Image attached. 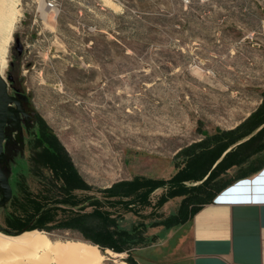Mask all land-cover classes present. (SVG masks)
I'll return each instance as SVG.
<instances>
[{
	"label": "rangeland",
	"instance_id": "obj_1",
	"mask_svg": "<svg viewBox=\"0 0 264 264\" xmlns=\"http://www.w3.org/2000/svg\"><path fill=\"white\" fill-rule=\"evenodd\" d=\"M8 1L15 22L1 76L9 92H23L58 136L98 208L125 226H149L152 243L133 251L140 264L178 259L187 229L150 225L175 213L183 197L161 206L164 186L149 201L125 206L129 197L107 198L104 191L136 177H172L183 148L203 133L235 128L258 109L264 0ZM26 138L23 132L15 139L24 161ZM11 210L10 203L0 208V231L13 235ZM40 231L52 240L93 244L77 231ZM108 250H101L100 264H131L128 252L116 257Z\"/></svg>",
	"mask_w": 264,
	"mask_h": 264
},
{
	"label": "trees",
	"instance_id": "obj_2",
	"mask_svg": "<svg viewBox=\"0 0 264 264\" xmlns=\"http://www.w3.org/2000/svg\"><path fill=\"white\" fill-rule=\"evenodd\" d=\"M261 98L258 109L235 128H216L183 148L177 155V170L172 177H136L122 181L106 189V197H129L123 205L130 206L143 197L149 201L153 191L168 186L161 206L170 198L181 196L180 207L150 226L169 230L190 222L197 211L214 202L232 183L264 168V92ZM35 114L39 126L29 138V156L14 168L8 226L16 233L54 228L77 231L102 251L128 252L126 261L140 264L133 251L152 243L145 236L149 226L143 221L125 226L98 208L100 202L90 194L92 186L80 173L69 151L46 121ZM187 182L197 184L187 186ZM78 190L88 194L80 197ZM95 218L100 222L94 223Z\"/></svg>",
	"mask_w": 264,
	"mask_h": 264
},
{
	"label": "crops",
	"instance_id": "obj_3",
	"mask_svg": "<svg viewBox=\"0 0 264 264\" xmlns=\"http://www.w3.org/2000/svg\"><path fill=\"white\" fill-rule=\"evenodd\" d=\"M182 227L179 258L160 264H264V168L232 183Z\"/></svg>",
	"mask_w": 264,
	"mask_h": 264
},
{
	"label": "bare ground",
	"instance_id": "obj_4",
	"mask_svg": "<svg viewBox=\"0 0 264 264\" xmlns=\"http://www.w3.org/2000/svg\"><path fill=\"white\" fill-rule=\"evenodd\" d=\"M8 0H0V75L8 63V45L14 26ZM113 256H121L108 250ZM105 255L97 245L75 240H52L43 231H25L19 235L0 231V264H100Z\"/></svg>",
	"mask_w": 264,
	"mask_h": 264
},
{
	"label": "water",
	"instance_id": "obj_5",
	"mask_svg": "<svg viewBox=\"0 0 264 264\" xmlns=\"http://www.w3.org/2000/svg\"><path fill=\"white\" fill-rule=\"evenodd\" d=\"M9 79L11 80V78ZM12 103H16L17 107H11ZM21 114L28 120L29 115L21 108L20 100L9 92L8 83L0 75V207L6 206L11 201L14 194L11 182L14 174V167L8 168L6 165H3V162L9 161V157L15 159L23 155L22 149L17 147V141L11 139L13 135H11L12 137L6 136L5 126L11 120H13L14 123L19 122ZM12 128L13 130L19 129L17 138H20L23 133L20 127L14 124ZM7 138L6 148H4V143ZM15 163H17V160ZM7 232L13 235L21 234L9 230Z\"/></svg>",
	"mask_w": 264,
	"mask_h": 264
},
{
	"label": "flooded vegetation",
	"instance_id": "obj_6",
	"mask_svg": "<svg viewBox=\"0 0 264 264\" xmlns=\"http://www.w3.org/2000/svg\"><path fill=\"white\" fill-rule=\"evenodd\" d=\"M13 96L17 97L20 100V106L22 109H24L29 117L28 120L25 119V116H23L22 114L20 115L19 118V122L14 123L13 120L9 121L6 126H5V134L6 136H11L13 135V137L11 138L12 140H15L17 137V134L19 133V129L13 130V125L16 124L17 127H20V129L25 132L26 135V143H27V148L29 151V145H28V141L29 138L31 137L32 132L39 126V121L37 118V115L35 114V112H33V110L30 109L29 107V99L26 98V96H24L23 92H21L19 89L17 88H13V91L11 93ZM11 107L16 108L17 104L16 103H12ZM13 130V131H12ZM8 141V138L5 140L4 143V148H6V143ZM17 160V163H15ZM10 161V162H9ZM9 161H4L3 165H8L10 167H16V166H20L21 164H23V162H25L22 157H18V158H10ZM14 163V164H13ZM1 208V207H0Z\"/></svg>",
	"mask_w": 264,
	"mask_h": 264
},
{
	"label": "built area",
	"instance_id": "obj_7",
	"mask_svg": "<svg viewBox=\"0 0 264 264\" xmlns=\"http://www.w3.org/2000/svg\"><path fill=\"white\" fill-rule=\"evenodd\" d=\"M49 6H53L54 4L52 3V2H49V4H48Z\"/></svg>",
	"mask_w": 264,
	"mask_h": 264
}]
</instances>
